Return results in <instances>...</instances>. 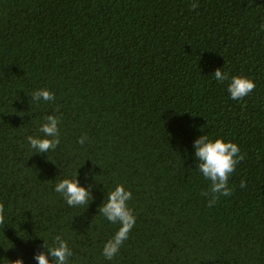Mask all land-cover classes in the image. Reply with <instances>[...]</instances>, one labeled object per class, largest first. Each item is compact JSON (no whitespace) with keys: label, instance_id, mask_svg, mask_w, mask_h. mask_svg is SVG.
<instances>
[{"label":"trees","instance_id":"16d2710c","mask_svg":"<svg viewBox=\"0 0 264 264\" xmlns=\"http://www.w3.org/2000/svg\"><path fill=\"white\" fill-rule=\"evenodd\" d=\"M192 2L0 0V264H38L57 236L68 264H264V0ZM218 67L255 90L231 99ZM41 88L55 100L32 101ZM50 114L60 143L36 152ZM203 134L246 154L211 207ZM76 177L88 205L55 191ZM119 184L136 222L109 260L120 225L99 207Z\"/></svg>","mask_w":264,"mask_h":264},{"label":"clouds","instance_id":"9594fccd","mask_svg":"<svg viewBox=\"0 0 264 264\" xmlns=\"http://www.w3.org/2000/svg\"><path fill=\"white\" fill-rule=\"evenodd\" d=\"M199 4L196 0L190 4V8L196 9ZM217 81H229L228 92L233 100H242L255 90L256 84L252 78L244 75L229 76L221 68L214 72ZM32 101L39 102L54 101L55 95L47 88H41L32 93ZM59 123L60 117L50 114L45 118V123L41 126L42 136H29L28 143L36 152L47 153L50 149H55L59 143ZM86 136L79 138V143L84 144ZM198 169L210 181V192L201 193L210 196L208 206L211 207L219 200L220 196H230L232 189L229 187V177L235 171L236 166L245 158L246 154L241 153L240 147L232 140H225L223 137L210 139L207 135H201L193 143ZM55 162V161H54ZM240 187H246V182L241 181ZM55 191L63 195L69 206L88 205L90 197L93 198L90 187L83 186L79 180L62 179L56 186ZM132 198V192L126 189L123 184H119L107 195V201L99 207V212L113 224L120 227L116 233L104 245L103 255L111 260L120 250V247L129 237L136 222V217L128 201ZM4 205L0 203V224L4 223ZM42 251L35 255L38 264H68L72 256V250L67 241L57 236L54 244L49 245L48 241L41 245ZM51 257V259H49ZM10 264H25L23 258L10 260Z\"/></svg>","mask_w":264,"mask_h":264}]
</instances>
